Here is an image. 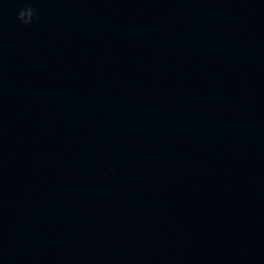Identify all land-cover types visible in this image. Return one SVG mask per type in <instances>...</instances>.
I'll return each mask as SVG.
<instances>
[{"label":"water","instance_id":"95a60500","mask_svg":"<svg viewBox=\"0 0 264 264\" xmlns=\"http://www.w3.org/2000/svg\"><path fill=\"white\" fill-rule=\"evenodd\" d=\"M0 264H264V0H0Z\"/></svg>","mask_w":264,"mask_h":264},{"label":"clouds","instance_id":"9594fccd","mask_svg":"<svg viewBox=\"0 0 264 264\" xmlns=\"http://www.w3.org/2000/svg\"><path fill=\"white\" fill-rule=\"evenodd\" d=\"M25 10H26V15L24 18H20L19 16L17 17L23 24L25 25H29L32 23V21L34 20V18L36 17V11L35 9L32 7L31 4H28L25 6Z\"/></svg>","mask_w":264,"mask_h":264}]
</instances>
